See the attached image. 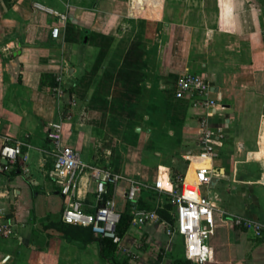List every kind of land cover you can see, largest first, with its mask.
Masks as SVG:
<instances>
[{
  "label": "crops",
  "instance_id": "obj_1",
  "mask_svg": "<svg viewBox=\"0 0 264 264\" xmlns=\"http://www.w3.org/2000/svg\"><path fill=\"white\" fill-rule=\"evenodd\" d=\"M185 71L213 83L214 109L174 97ZM200 121L221 133L211 160L195 155ZM50 123L61 124L65 146L123 177L106 187L115 210L130 215L109 260L97 242L54 226L74 201L87 214L99 201L89 173L71 200L59 192ZM263 138L264 0H0V147L22 151L0 172V227L11 231L0 233V264H199L158 215L166 206L170 215L164 190L183 177L195 183L199 167L211 169L200 192L215 209L201 264H264V236L232 219L264 222ZM132 183L142 190L131 202ZM138 210L156 217L142 221Z\"/></svg>",
  "mask_w": 264,
  "mask_h": 264
},
{
  "label": "built area",
  "instance_id": "obj_2",
  "mask_svg": "<svg viewBox=\"0 0 264 264\" xmlns=\"http://www.w3.org/2000/svg\"><path fill=\"white\" fill-rule=\"evenodd\" d=\"M34 6L53 15L63 23L67 20L64 13H58L38 4ZM59 33V25L51 27L53 38H57ZM211 92L209 82L203 76L185 71L177 78L174 97L184 99L189 96L193 105L214 109L217 101L210 98ZM220 134V131L216 133L211 131L205 121H200L198 125L199 149L195 155L210 160L216 157ZM46 138L51 146L47 155L52 163L51 175L59 188V192L64 197L70 200L74 197L77 181L85 173L90 174L96 185V198L99 201V206L95 213H84L80 202L74 201L63 210L62 221L66 224L89 228L93 235L110 239L113 244L119 246L122 238L117 234L116 226L120 220V213L115 210L114 201L105 198V195L107 185L114 186L123 180V177L83 160L78 150L65 146L60 123L47 125ZM21 155L22 151L19 144L3 143L0 147V172L7 171L11 166L18 163ZM211 178L210 168L199 167L196 169L195 183L186 182L184 177L179 178L175 180L174 185H171L169 190H164L163 193L171 206V222H163L168 227V234L181 237L184 257L199 264L211 257L208 240L215 228V209L200 192L201 187L210 184ZM140 190L142 187L139 185L130 184L126 199L131 202L135 201ZM134 216L142 221L156 217L152 212L141 210L134 211ZM232 219L236 227L251 230L257 237L264 236V222L253 221L240 216ZM0 233L7 237L11 231L9 227L2 226Z\"/></svg>",
  "mask_w": 264,
  "mask_h": 264
},
{
  "label": "trees",
  "instance_id": "obj_3",
  "mask_svg": "<svg viewBox=\"0 0 264 264\" xmlns=\"http://www.w3.org/2000/svg\"><path fill=\"white\" fill-rule=\"evenodd\" d=\"M168 210L169 207L166 206L165 209L158 211V215L164 220L171 222V216L169 215ZM129 224H130V215L127 212L121 213L119 223L116 226L117 234L120 237H122L123 234L127 231ZM54 226L63 233L65 238H68L70 240H77L83 243L97 242L101 249V252L105 253L104 258H106V260L110 259L111 253L115 250V245L112 243L110 239L93 235L89 228L66 224L63 222L54 224ZM171 264H189V263L177 259L173 261Z\"/></svg>",
  "mask_w": 264,
  "mask_h": 264
},
{
  "label": "water",
  "instance_id": "obj_4",
  "mask_svg": "<svg viewBox=\"0 0 264 264\" xmlns=\"http://www.w3.org/2000/svg\"><path fill=\"white\" fill-rule=\"evenodd\" d=\"M209 85H210L211 87L214 86L213 83H209ZM214 91H217V89H214Z\"/></svg>",
  "mask_w": 264,
  "mask_h": 264
},
{
  "label": "rangeland",
  "instance_id": "obj_5",
  "mask_svg": "<svg viewBox=\"0 0 264 264\" xmlns=\"http://www.w3.org/2000/svg\"><path fill=\"white\" fill-rule=\"evenodd\" d=\"M81 157H82V159H84L83 155H81ZM84 160H86V159H84ZM86 161H87V160H86ZM175 246H176V245H175ZM176 250H177V249H176ZM176 250H175V251H176Z\"/></svg>",
  "mask_w": 264,
  "mask_h": 264
},
{
  "label": "bare ground",
  "instance_id": "obj_6",
  "mask_svg": "<svg viewBox=\"0 0 264 264\" xmlns=\"http://www.w3.org/2000/svg\"><path fill=\"white\" fill-rule=\"evenodd\" d=\"M263 142H264V138H263ZM204 161H206V160H204ZM207 161H209V160H207ZM204 163V162H203Z\"/></svg>",
  "mask_w": 264,
  "mask_h": 264
}]
</instances>
